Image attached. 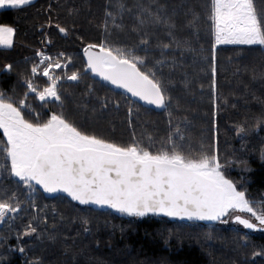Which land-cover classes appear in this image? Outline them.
<instances>
[{
	"label": "trees",
	"instance_id": "obj_1",
	"mask_svg": "<svg viewBox=\"0 0 264 264\" xmlns=\"http://www.w3.org/2000/svg\"><path fill=\"white\" fill-rule=\"evenodd\" d=\"M209 11L210 0H35L21 9L1 10L0 23L14 27L16 34L12 48H0V91L22 98L27 91L25 76L42 90L48 86V78L30 75L33 64L40 62L38 53L53 58L63 54L61 63L69 59L71 63L63 71L55 69V74L79 71L82 79L60 81L62 105L40 102L29 93L28 103L41 120L53 112L62 113L86 134L121 146L136 140L155 150L168 147L170 136L193 156L211 152L215 146L226 175L250 200L264 201V123L257 125L264 120V46L213 49ZM113 20L122 27H114ZM56 25L65 28L67 35ZM101 43L143 57L146 67L142 70L155 72L163 81L171 97L170 107L162 114L148 113L132 128L121 123L125 115L115 120L109 113L99 112L100 118L94 120L99 106L87 101H100L104 92L98 95L100 80L84 72L83 50L88 44ZM7 64L13 65V72L5 71ZM188 96L194 103L190 109L181 103ZM177 126L180 133L174 134ZM240 127L246 132L239 133ZM5 140L0 130V149ZM1 156L4 159L3 152ZM3 186V196L7 198L6 190L9 195L15 193L23 208L3 225L14 230L3 233V242L20 241L32 264H264V255H253L264 251V233L222 227L219 222L127 216L77 204L62 195L47 197L37 186L34 198L24 200L27 196L20 185L16 189ZM29 224L37 233L25 236Z\"/></svg>",
	"mask_w": 264,
	"mask_h": 264
},
{
	"label": "snow or ice",
	"instance_id": "obj_2",
	"mask_svg": "<svg viewBox=\"0 0 264 264\" xmlns=\"http://www.w3.org/2000/svg\"><path fill=\"white\" fill-rule=\"evenodd\" d=\"M32 3L33 0H0V10L21 9ZM107 15L111 17L112 13ZM208 18L215 38L213 49L228 44L264 46V0H210ZM143 23L141 19L140 24ZM113 24L122 27L114 20ZM56 27L67 35L65 28ZM15 34L14 27L0 23V47L12 48ZM141 43L147 44V41L141 40ZM83 52L87 58L85 71L125 89L147 104L163 109L170 107L171 97L163 81L155 72L142 70L146 67L143 57L107 43L88 44ZM38 55L40 62L33 64L30 75L47 77V87L40 90L33 79L25 76L23 84L27 91L22 98L14 99L0 91V130L6 138L0 149L4 153L0 175L6 172L9 177L18 178L29 196L40 186L48 193H67L80 204L110 207L130 216L145 217L152 213L222 223L228 222L227 217L246 229L264 231V201L250 200L226 175L215 146L211 152L202 151L198 156L185 153L171 136L168 147L155 150L151 144L143 146L136 140L121 146L86 134L62 113L53 112L41 120L40 114L28 103L29 93L42 102L57 101L62 105L60 81L78 82L82 76L79 71L70 75L65 72L63 76L55 74V69L63 71L71 63L70 59L68 63H61L59 56L63 54L57 58L44 53ZM5 71L13 72V65H5ZM215 71L213 66V76ZM212 87L215 89L214 80ZM128 114H132L131 108ZM261 123L264 120L257 121L258 126ZM245 132V128H239V133ZM179 133L177 126L174 134ZM261 158L264 159V152ZM240 163L247 167L246 161ZM5 196L0 198V224L15 219L23 211L15 193L9 195L6 190ZM83 223L87 225L88 220ZM26 227L23 235L37 233L31 224ZM18 250L24 252L22 247ZM253 255L262 256L264 251Z\"/></svg>",
	"mask_w": 264,
	"mask_h": 264
},
{
	"label": "flooded vegetation",
	"instance_id": "obj_3",
	"mask_svg": "<svg viewBox=\"0 0 264 264\" xmlns=\"http://www.w3.org/2000/svg\"><path fill=\"white\" fill-rule=\"evenodd\" d=\"M91 75L94 76L92 72ZM97 87L100 89L97 90L98 92H96L98 95L101 92H104V95H102V99L97 102L96 100H93L91 102L89 100L87 101L88 104H97V106H99V112L109 113L111 116L115 117V120H119L122 116L124 117L125 115L126 117L122 119L121 123L130 128L134 127V125H138V119L142 117V120H144L145 116L148 113L158 112L159 114H162L163 108H158L154 105L147 104L144 101L140 100L138 97L132 96L131 94L117 89L107 81L100 80L99 83H97ZM105 103L107 104V107H104ZM129 108L132 109L131 115L128 114ZM1 154L2 151H0V162H3V157L1 156ZM3 184L11 185L10 189H16L18 184L22 183L18 180V178L9 177L6 172L0 175V198H5L2 194V191L4 190ZM24 190H26L25 193H27V197H25L24 200H29L31 197L28 195V190L26 188ZM35 193L36 190L31 194L33 195V198L35 196ZM8 222H11V219H8L4 224H0V264H11L13 262L17 264H32V262L27 258V252L24 251L23 253H21L18 250L22 247V243L20 241L16 242L8 240V242L6 243L3 242V233L5 231L6 233H8L9 231L14 232V230L10 229V226H8L7 228L3 227V225L7 224ZM9 244L11 246L8 247V250H5V245L8 246Z\"/></svg>",
	"mask_w": 264,
	"mask_h": 264
},
{
	"label": "water",
	"instance_id": "obj_4",
	"mask_svg": "<svg viewBox=\"0 0 264 264\" xmlns=\"http://www.w3.org/2000/svg\"><path fill=\"white\" fill-rule=\"evenodd\" d=\"M46 45H47L48 47L50 46L49 39L46 40ZM86 59H87V58H86ZM93 75H94L97 79L103 80L101 77L97 76L96 74L93 73ZM108 83H109V82H108ZM111 85H112V84H111ZM113 86H114V85H113ZM114 87H116V86H114ZM116 88H117V87H116ZM117 89H120V90H122V91H124V92H126V93H128V94H131V93L127 92V91H126L125 89H123V88H117ZM37 187L40 188V189L43 191V193H44L47 197H54V196H56L57 194H60V195H62V196H65L66 198H69L71 201H73V202H75V203H77V204H80L79 202L72 200L71 197L67 195V193H64V192L48 193V192H45V191L43 190L42 187H40V186H37ZM81 205H84V204H81ZM85 206L95 207V206H97V205H94V204H88V205H85ZM102 208L107 209V210H111V211H113V212L120 213V214H123V215H127V214H124V213L118 212V211H116L115 209L110 208V207H102ZM127 216H130V215H127ZM147 216H156V217H158V218L166 219V220H170V221L189 222V223L215 224V223L218 222V221H207V220L201 221V220H195V219H193V220H189V219H187V218L181 219V218H179V217H169V216H165V215H163V214H152V213H149ZM233 222L235 223L234 219H233ZM240 226H241L244 230H246V231H248V232H262V231H258V230H249V229L244 228L242 225H240Z\"/></svg>",
	"mask_w": 264,
	"mask_h": 264
},
{
	"label": "rangeland",
	"instance_id": "obj_5",
	"mask_svg": "<svg viewBox=\"0 0 264 264\" xmlns=\"http://www.w3.org/2000/svg\"><path fill=\"white\" fill-rule=\"evenodd\" d=\"M228 45H231V44H228ZM218 46H224V45H218ZM0 48H3V47H0ZM3 49H8V48H3ZM185 100L183 101H181V103L187 108L188 107V109H190V106H192L194 103H193V97H185L184 98ZM84 100H85V98H84ZM40 101V100H39ZM40 102H42V101H40ZM180 103V104H181ZM77 105V104H76ZM78 109H80L81 110V108L78 106ZM82 109L83 110H85L83 107H82ZM100 113H99V111H96L95 112V116H94V120H97V117L96 116H98L99 118H100ZM111 130H114L113 128H111ZM263 162H264V159H263ZM18 185H20L21 186V188H22V190H23V192L25 193L26 192V190H24L25 188L22 186V184H18ZM27 194V193H26ZM245 215V218H249V219H253V218H251L250 216H247L246 214H244ZM225 219H227L228 220V222L227 223H222V222H220L219 221V225L220 226H222V227H237V228H241V229H243L239 224H237V223H234L233 222V219H229V218H225ZM253 222H256L254 219H253ZM259 233V232H258ZM262 233H264V232H262Z\"/></svg>",
	"mask_w": 264,
	"mask_h": 264
},
{
	"label": "crops",
	"instance_id": "obj_6",
	"mask_svg": "<svg viewBox=\"0 0 264 264\" xmlns=\"http://www.w3.org/2000/svg\"><path fill=\"white\" fill-rule=\"evenodd\" d=\"M35 0H33V2H34ZM1 11V10H0Z\"/></svg>",
	"mask_w": 264,
	"mask_h": 264
}]
</instances>
